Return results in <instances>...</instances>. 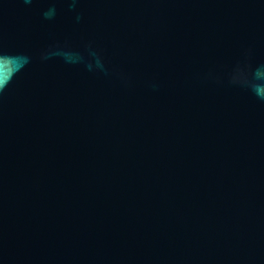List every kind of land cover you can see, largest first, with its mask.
<instances>
[{"label":"water","instance_id":"95a60500","mask_svg":"<svg viewBox=\"0 0 264 264\" xmlns=\"http://www.w3.org/2000/svg\"><path fill=\"white\" fill-rule=\"evenodd\" d=\"M0 264H264V0H0Z\"/></svg>","mask_w":264,"mask_h":264}]
</instances>
